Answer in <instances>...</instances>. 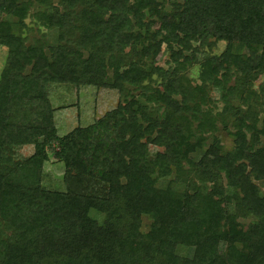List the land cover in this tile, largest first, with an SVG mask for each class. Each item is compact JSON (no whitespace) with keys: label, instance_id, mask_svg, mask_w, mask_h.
<instances>
[{"label":"trees","instance_id":"16d2710c","mask_svg":"<svg viewBox=\"0 0 264 264\" xmlns=\"http://www.w3.org/2000/svg\"><path fill=\"white\" fill-rule=\"evenodd\" d=\"M15 1L0 0V264H264V0H168L167 17L157 0ZM31 5L54 42L11 29ZM52 83L120 99L58 135ZM49 158L62 189L41 184Z\"/></svg>","mask_w":264,"mask_h":264},{"label":"rangeland","instance_id":"374dc122","mask_svg":"<svg viewBox=\"0 0 264 264\" xmlns=\"http://www.w3.org/2000/svg\"><path fill=\"white\" fill-rule=\"evenodd\" d=\"M27 0H16V3H21ZM160 5V15L163 17H167L170 13V6L168 4V0H157ZM33 6H29L27 10V16L23 19V24L20 26L16 23L15 18L11 17V29L15 32L19 31L21 33V37L23 39L24 44L31 43L33 40L39 38L40 36L47 37V40L51 43L54 42L55 36L53 34H48L44 28L39 26V23L35 20L33 15ZM31 14V15H30ZM2 15L0 13V19H2ZM147 25L149 27H156L158 21L156 19H152L148 17L146 19ZM21 29H20V27ZM23 26V27H22ZM55 34V33H54ZM224 46L223 41H219L216 43L215 48H213V52L218 53ZM6 48L0 45V70L3 66L4 58H5ZM165 53H159L156 61L158 64L165 66L164 59ZM194 70L193 68L187 70L186 75L193 76ZM255 84L261 83L264 87V74L258 76L257 80L254 82ZM211 96H217V93L212 90L210 91ZM48 99L53 107V121L56 126L58 135H62L73 127L76 126H86L92 123L96 118L100 117L105 111L113 108L120 99L117 92L113 89H107L102 87H93L88 85H83L79 87H75L72 84L66 83H52L48 87ZM220 106V103L217 104V107ZM217 135L220 137L221 144L224 149H227L231 145L230 138L226 135L224 130L218 128ZM159 148L149 145V151L153 153L155 150ZM32 145H22L17 147L14 150V156L21 158L29 155L32 152ZM198 157V154H195ZM62 173H63V165L61 162L49 158L45 160L42 164V176H41V184L42 186L49 189H62ZM158 186L163 187L165 185V180H159L157 183ZM175 190L180 191L181 188L179 186L173 187ZM240 221H247L238 218ZM149 219L146 216H141V224L140 229L142 231H146L148 229ZM190 251V249H188ZM181 252V250H179ZM183 251V250H182ZM184 250L183 252H189ZM182 252V253H183Z\"/></svg>","mask_w":264,"mask_h":264}]
</instances>
